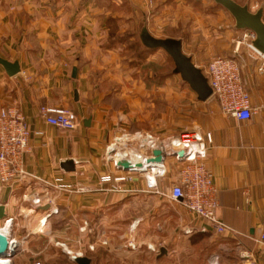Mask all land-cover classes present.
<instances>
[{
	"label": "crops",
	"instance_id": "obj_1",
	"mask_svg": "<svg viewBox=\"0 0 264 264\" xmlns=\"http://www.w3.org/2000/svg\"><path fill=\"white\" fill-rule=\"evenodd\" d=\"M234 1L242 5L241 0ZM144 2L0 0V57L18 62L21 68L10 77L0 65V109L17 108L32 132V152L24 159L27 178L14 186L0 185V207L6 214L0 218V228L11 220L6 228L17 244L11 264H77L67 251L62 257L53 244L65 235L69 248L66 238L72 231L75 240L79 236L75 249L82 255L83 228L92 232L101 228L109 241L104 263L89 257L91 264H210L214 253L219 254L220 264H264V242L258 243L264 234L263 112L249 121L216 113L208 119L212 124L196 133L204 139L211 134L204 162L213 174L218 217L236 231V240L216 235L206 221L168 198L180 181L182 161L167 154L162 168L156 169L164 173L160 193L147 187L152 171L127 173L116 167V161L134 166L151 157L155 146L162 147L161 141L183 134L116 133L115 118L109 120L106 112L90 104L91 75L99 68L98 45L115 20L114 6L133 7L136 12L146 6ZM254 5L258 4L247 6L255 13L264 8ZM117 18L120 24L130 21L128 16ZM248 56L252 60L246 58L241 65L242 81L251 105L258 108L264 106V73L259 72L261 62L254 53ZM42 107L75 109L79 127L65 131L49 125L41 116ZM131 117L123 111L122 120ZM69 160L75 168L71 172L62 168ZM107 176H128L133 181L103 183ZM65 186H71L72 192L62 189ZM116 187L127 192H116ZM37 198L42 205L34 204ZM118 230L121 244L113 238ZM134 247L144 250V256H130ZM120 249L123 254L115 256ZM244 252L250 260L241 257ZM0 261L10 264L7 259Z\"/></svg>",
	"mask_w": 264,
	"mask_h": 264
},
{
	"label": "rangeland",
	"instance_id": "obj_2",
	"mask_svg": "<svg viewBox=\"0 0 264 264\" xmlns=\"http://www.w3.org/2000/svg\"><path fill=\"white\" fill-rule=\"evenodd\" d=\"M149 2L146 0L145 9L139 7L136 12L133 7L121 9L119 5L114 6L115 20L109 23V34L98 45L99 57L96 60L99 68L91 75L94 98L90 104L92 108L106 112L109 120L115 118L116 133H199L201 126L212 124L208 122L210 115L224 113L213 99L207 103L198 101L190 86L180 75L174 74V61L165 51H152L142 44V29L146 27L158 39L181 40L184 53L193 59L205 76L208 65L214 59L234 58L240 66H244L246 58L252 60L248 56L252 51L245 45L236 51L237 42L244 32L235 29L232 15L213 0H152L151 5ZM240 2L250 6L258 4L253 8L264 6V0H257L258 3L254 0ZM121 15L124 20L130 17L127 25L118 23L117 17ZM67 109L77 113L73 108ZM123 111L130 112L133 117L122 120ZM162 186L165 188V183ZM62 189L72 192L71 186ZM100 229L98 232L85 228L81 230L82 257L98 258L104 263L109 241H106L104 230ZM63 236L57 237L53 245L59 247L58 253L62 257H65L62 251H67V257L74 260L79 256V250L75 249L79 247V236L75 240L76 235L72 231L68 233L69 248ZM113 238L115 244H121L122 231L118 230ZM124 242L132 247L127 240ZM122 254L121 249L115 251V256ZM140 255L144 256V250L139 251L136 247L130 254L133 257Z\"/></svg>",
	"mask_w": 264,
	"mask_h": 264
},
{
	"label": "built area",
	"instance_id": "obj_3",
	"mask_svg": "<svg viewBox=\"0 0 264 264\" xmlns=\"http://www.w3.org/2000/svg\"><path fill=\"white\" fill-rule=\"evenodd\" d=\"M149 4H153L152 0ZM255 40L254 32H244L237 42L236 51H239L242 45L247 46L261 62L259 72L264 73V55L254 48L253 41ZM206 77L213 90L211 99L217 102L225 115L238 121H249L253 116L261 112L264 113V106L254 108L251 105L250 95L243 86L241 66L236 59L223 57L214 59L208 65ZM41 116L49 125L61 130L74 131L79 127L77 115L67 108L42 107ZM31 136L32 132L26 118L17 108L0 109V185L14 186L27 178L24 159L32 152ZM211 142V134H207L204 139L196 133H184L180 137L168 138L160 142L162 145L160 148L166 154L185 163L180 171L179 183L173 185L167 195L169 199L206 221L216 235L236 240V231L218 217L219 202L213 174L204 162L207 157V144ZM157 147L159 148V146H155V148ZM180 152L184 153V156L179 155ZM152 173L154 176L147 180L148 187L152 191L160 193L159 179L164 176V173L159 172L158 174L156 170H153ZM131 181L133 178L128 176L114 179L107 176L102 179L103 183H128ZM114 191L127 192L121 187L114 188ZM34 204L40 206L42 200L37 198ZM7 224H11V220H7ZM10 242L17 247L14 241L10 240ZM261 242H264V234L258 240V243ZM79 256L82 255L79 254ZM79 256L74 257V260ZM241 257L247 261L251 259L248 252H244ZM7 260L11 262L10 259ZM209 262L210 264H220L219 254L214 253Z\"/></svg>",
	"mask_w": 264,
	"mask_h": 264
},
{
	"label": "water",
	"instance_id": "obj_4",
	"mask_svg": "<svg viewBox=\"0 0 264 264\" xmlns=\"http://www.w3.org/2000/svg\"><path fill=\"white\" fill-rule=\"evenodd\" d=\"M217 5L228 11L235 20L237 31H251L256 34V40L253 41L254 48L264 55V8L259 9L256 13H252L249 6H242L234 0H213ZM142 44L149 50L165 51L174 61V74L180 75L182 80L187 83L190 88L197 94L199 102H207L213 97V90L209 85L208 78L203 71L199 69L193 62V59L187 56L183 51V42L176 39H158L152 36L145 28L140 34ZM0 65H2L8 76L14 77L21 72L18 62L10 63L0 57ZM77 76V69H74L73 77ZM89 121L87 122V125ZM179 155L184 156L180 152ZM168 155L161 148H154L152 156L140 160L134 166L128 162L117 161L116 167L120 171L127 173L145 174L156 169H161ZM62 168L71 172L74 171V163L72 160L62 164ZM5 207H0V218L5 219ZM17 253V247L12 245L7 235L0 233V258L12 259ZM77 264H91V260L87 257H79Z\"/></svg>",
	"mask_w": 264,
	"mask_h": 264
},
{
	"label": "bare ground",
	"instance_id": "obj_5",
	"mask_svg": "<svg viewBox=\"0 0 264 264\" xmlns=\"http://www.w3.org/2000/svg\"><path fill=\"white\" fill-rule=\"evenodd\" d=\"M0 233L5 234V235H7L8 237L10 236V231H9L8 228H5V229L0 228ZM1 264H5V262H2ZM10 264H11V262H10Z\"/></svg>",
	"mask_w": 264,
	"mask_h": 264
}]
</instances>
